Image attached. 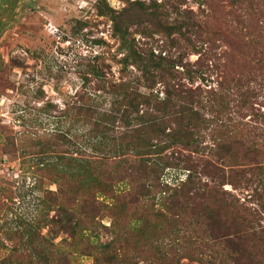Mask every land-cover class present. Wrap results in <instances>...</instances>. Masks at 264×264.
<instances>
[{"label": "trees", "instance_id": "trees-1", "mask_svg": "<svg viewBox=\"0 0 264 264\" xmlns=\"http://www.w3.org/2000/svg\"><path fill=\"white\" fill-rule=\"evenodd\" d=\"M124 1L127 8L110 16L123 54L119 78L102 79L93 67V88L77 91L61 109L45 103L47 128L35 166L56 180L61 229L93 226L108 210L160 204L173 221L189 218L207 227L233 264H264L258 194L264 190V113L257 92L264 91V78L229 79L234 44L217 49L211 37L193 33L195 21L182 37L189 53L167 58L140 47L132 29L141 16L169 38L178 31L154 12L158 5ZM193 53L195 62L188 60ZM257 54L254 63L264 66V49ZM214 77L217 87L206 85ZM170 169L186 172L185 179L165 182ZM253 199L259 207L251 206Z\"/></svg>", "mask_w": 264, "mask_h": 264}, {"label": "rangeland", "instance_id": "rangeland-1", "mask_svg": "<svg viewBox=\"0 0 264 264\" xmlns=\"http://www.w3.org/2000/svg\"><path fill=\"white\" fill-rule=\"evenodd\" d=\"M132 1L158 5L154 12L178 31L169 38L141 16L132 29L140 47L167 58L189 53L182 37L195 21L193 33L211 37L217 49L228 51L225 43L234 44L229 79L243 73H250L253 83L264 78V66L254 63L264 49V0ZM127 5L124 0H0V264H233L207 227L189 218L173 221L160 204L108 210L97 224L76 228L72 223L64 232L56 180L37 171L47 128L45 103L61 109L77 91L93 88V67L102 79L119 78L123 54L110 16ZM233 34L241 37L235 40ZM197 58L193 53L188 60ZM206 85L217 87L218 78ZM257 92L264 113V91ZM69 128L66 122L64 129ZM185 174L170 169L163 178L173 184ZM258 194L264 199V190ZM257 202L251 206L259 207Z\"/></svg>", "mask_w": 264, "mask_h": 264}]
</instances>
